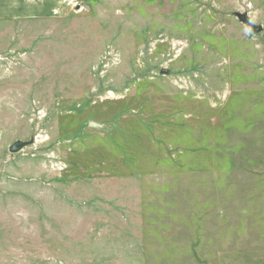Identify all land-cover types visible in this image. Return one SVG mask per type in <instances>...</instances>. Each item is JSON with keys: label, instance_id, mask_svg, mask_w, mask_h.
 Returning <instances> with one entry per match:
<instances>
[{"label": "rangeland", "instance_id": "rangeland-1", "mask_svg": "<svg viewBox=\"0 0 264 264\" xmlns=\"http://www.w3.org/2000/svg\"><path fill=\"white\" fill-rule=\"evenodd\" d=\"M61 1L0 21V264H264V0Z\"/></svg>", "mask_w": 264, "mask_h": 264}, {"label": "crops", "instance_id": "crops-1", "mask_svg": "<svg viewBox=\"0 0 264 264\" xmlns=\"http://www.w3.org/2000/svg\"><path fill=\"white\" fill-rule=\"evenodd\" d=\"M61 3V0H0V21L56 15L62 11Z\"/></svg>", "mask_w": 264, "mask_h": 264}, {"label": "water", "instance_id": "water-1", "mask_svg": "<svg viewBox=\"0 0 264 264\" xmlns=\"http://www.w3.org/2000/svg\"><path fill=\"white\" fill-rule=\"evenodd\" d=\"M243 22H244L245 25L247 26L250 35H254V34H256V33H258V32L261 31V26L254 24L251 20H249V19H247V18H244V19H243ZM90 125H92V126H96V127H97V125H96L95 123H90ZM23 144H24V142L16 141V142H14V143L11 145V147H10L9 150H10L11 152H16V151H18V149H19L20 147L23 146Z\"/></svg>", "mask_w": 264, "mask_h": 264}]
</instances>
